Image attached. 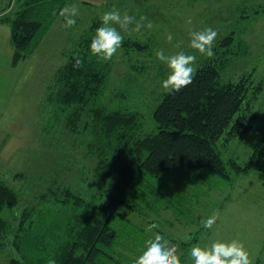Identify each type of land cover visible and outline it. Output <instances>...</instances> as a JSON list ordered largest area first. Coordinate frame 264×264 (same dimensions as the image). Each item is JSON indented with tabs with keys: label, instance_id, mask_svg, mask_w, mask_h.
<instances>
[{
	"label": "rangeland",
	"instance_id": "374dc122",
	"mask_svg": "<svg viewBox=\"0 0 264 264\" xmlns=\"http://www.w3.org/2000/svg\"><path fill=\"white\" fill-rule=\"evenodd\" d=\"M69 1L68 7L79 10L77 23L66 27L60 16L41 40L36 57L18 66L12 65L8 49L12 47L10 31L7 40V28L0 29V183L20 196L17 209L7 204L0 206L1 219L8 228L0 234V264H11L13 258L22 259L19 250L24 248V239L17 237L18 228L13 218L16 213L25 207L43 213L52 206L56 209L67 206L58 201L62 200L58 196L67 188L90 202H98L101 191L116 179L97 175L99 158L88 149L93 140L88 126L92 117L86 116L82 124L77 125L79 132L74 134L67 128L66 118L56 123L50 109H45L46 105L50 108L47 104L49 87L57 70L66 63L77 39L89 30L93 21L101 20L104 11L115 6L137 20L141 16L147 18L139 31L134 30V25L120 29L124 35L122 46L111 59L105 60L113 68L109 88L118 92L125 89L123 84L130 87L133 110L143 115L131 133L140 128L139 135L144 136L156 129L152 111L159 100L156 91L163 89L160 80L167 72L155 56L157 49H163L166 54L180 50L195 54L194 69L211 56L218 58L224 82H237L253 71L255 80L264 83V0ZM16 2L6 0L0 10L12 8ZM148 21L151 27L147 26ZM212 23L222 27L217 49L231 34L247 41L249 47L236 48L242 52L238 55L234 48L220 54L192 49L189 33ZM169 34L171 40L167 38ZM222 50L227 49L223 47ZM133 67L140 69L133 70ZM256 85L250 88L243 108L218 143L225 159H234L243 165L255 157L256 149L264 148V89L258 95L260 86ZM72 122L74 124L75 120ZM103 169L105 173L108 167ZM200 171L204 173L198 180L169 179L170 187L177 189V195L171 192L175 208L166 205L150 210L143 206V218L135 220L138 230L141 225L147 240L159 230H166L184 254L194 246L237 237L245 241L252 264H264V183L257 172L253 171L248 178L233 174V183L228 186L208 170ZM213 212L219 213L217 223L212 229H203L201 218ZM156 219L160 221L158 225L153 223ZM64 227L65 224L61 232ZM63 239L64 236L59 243ZM143 249L136 251V256ZM136 256L133 254L132 260ZM187 262L192 264L190 255Z\"/></svg>",
	"mask_w": 264,
	"mask_h": 264
},
{
	"label": "trees",
	"instance_id": "16d2710c",
	"mask_svg": "<svg viewBox=\"0 0 264 264\" xmlns=\"http://www.w3.org/2000/svg\"><path fill=\"white\" fill-rule=\"evenodd\" d=\"M69 2L17 0L12 8L2 9L0 22L11 27L14 63L36 51L60 17L59 10ZM99 21H93L77 39L66 63L57 70L49 87L50 108L46 105L45 109H50L56 123L66 118V126L74 134L86 116L92 117L88 126L93 140L88 149L99 158L97 175L116 179L101 191L98 202H90L67 188L58 196L62 199L58 201L67 206H52L43 213L25 207L16 213L13 218L17 237L24 239V248L19 250L21 261L13 258L11 264H46L49 258H55L57 264H132L133 254L136 256L147 242L144 228L139 225L138 230L135 223L137 218H143L141 208H175L171 192L177 195V189L170 187L169 179L198 180L204 173L200 170L206 169L220 183L231 186L233 174L248 178L256 171L264 183L263 147L256 149L255 157L243 165L225 159L218 146L243 108L250 88L257 84L258 95L263 92L264 83L255 80L253 71L237 82H224L220 60L211 56L195 69L192 82L180 91H156L159 100L152 111L156 129L140 136V128L130 132L143 119L141 112L133 110L131 88L125 84V89L118 92L109 88L113 71L110 62L90 52L91 36ZM219 45L216 54L234 48L238 55L242 52L236 48L249 47L232 34ZM137 69L140 68L133 67ZM104 167H108L105 173ZM19 203L18 192L0 183V206L7 204L17 209ZM4 222L0 213V234L6 229Z\"/></svg>",
	"mask_w": 264,
	"mask_h": 264
},
{
	"label": "clouds",
	"instance_id": "9594fccd",
	"mask_svg": "<svg viewBox=\"0 0 264 264\" xmlns=\"http://www.w3.org/2000/svg\"><path fill=\"white\" fill-rule=\"evenodd\" d=\"M78 9L65 6L59 10V15L64 18L66 27L77 23ZM147 18L141 16L139 20L128 12H121L118 8L106 10L101 16V23L96 27L91 36L89 49L97 58L109 60L121 48L124 35L120 29H127L134 25V30L139 31L145 25L142 23ZM151 27V21H148ZM222 32V27L215 23L189 33V46L200 53H215L217 40ZM172 39L171 34L167 37ZM155 56L167 69L165 78L160 80V86L171 94L178 92L189 85L194 79V62L197 57L193 53L184 50L172 54H166L163 49H157ZM80 63V60H77ZM219 213L213 212L207 218H201L203 229H212L217 223ZM159 224V219L153 221ZM188 255L192 258V264H252L250 252L244 240L233 237L228 240L217 239L210 245L194 246L188 254H184L178 248L174 237L164 229L150 235L144 249L133 260L132 264H186ZM183 257V258H182ZM46 264H57L55 258H49Z\"/></svg>",
	"mask_w": 264,
	"mask_h": 264
},
{
	"label": "crops",
	"instance_id": "0c3cea01",
	"mask_svg": "<svg viewBox=\"0 0 264 264\" xmlns=\"http://www.w3.org/2000/svg\"><path fill=\"white\" fill-rule=\"evenodd\" d=\"M225 1H227V0H225ZM5 3H6V0H0V7H2V5H4ZM1 11L2 10H0V12ZM1 15H3V14H1ZM1 15H0V17H1ZM3 27L7 28V30H5L7 40L9 38L8 34H9V31H10V43H11V27L8 24L0 22V29H4ZM259 35H261V34L259 33ZM11 46L12 47L8 48V49H9V52H10V56L12 57V65L13 66H18L21 62L28 61L30 59H34L36 57V54L38 53V48H37L36 51L33 54H31L29 57L23 59L22 61H20L18 63H14V48H13L12 43H11Z\"/></svg>",
	"mask_w": 264,
	"mask_h": 264
}]
</instances>
